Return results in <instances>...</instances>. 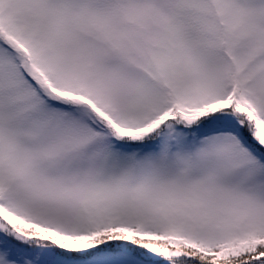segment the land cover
Wrapping results in <instances>:
<instances>
[{
    "label": "snow or ice",
    "instance_id": "1",
    "mask_svg": "<svg viewBox=\"0 0 264 264\" xmlns=\"http://www.w3.org/2000/svg\"><path fill=\"white\" fill-rule=\"evenodd\" d=\"M0 264H264V0H0Z\"/></svg>",
    "mask_w": 264,
    "mask_h": 264
}]
</instances>
